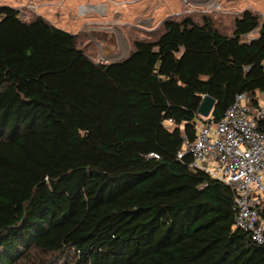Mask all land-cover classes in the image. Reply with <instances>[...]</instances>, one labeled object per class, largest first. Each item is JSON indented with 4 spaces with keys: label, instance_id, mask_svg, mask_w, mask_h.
I'll list each match as a JSON object with an SVG mask.
<instances>
[{
    "label": "trees",
    "instance_id": "trees-1",
    "mask_svg": "<svg viewBox=\"0 0 264 264\" xmlns=\"http://www.w3.org/2000/svg\"><path fill=\"white\" fill-rule=\"evenodd\" d=\"M184 14L102 64L0 6V264H264L231 189L178 159L204 96L218 122L264 95V21Z\"/></svg>",
    "mask_w": 264,
    "mask_h": 264
},
{
    "label": "rangeland",
    "instance_id": "rangeland-1",
    "mask_svg": "<svg viewBox=\"0 0 264 264\" xmlns=\"http://www.w3.org/2000/svg\"><path fill=\"white\" fill-rule=\"evenodd\" d=\"M213 2L221 5L220 11L201 10ZM0 6L18 10L24 21L41 17L52 26L79 35V47L95 63L102 64L127 57L136 38L154 40L157 37L154 32L166 19L180 18L186 10L192 11L188 14H194L196 22H201L199 15L211 16L226 34L232 33L234 20L246 10L264 21V0H0ZM150 17L154 32L144 33L135 28ZM255 36L253 33L244 39L250 41ZM254 97L264 102V95Z\"/></svg>",
    "mask_w": 264,
    "mask_h": 264
},
{
    "label": "built area",
    "instance_id": "built-area-1",
    "mask_svg": "<svg viewBox=\"0 0 264 264\" xmlns=\"http://www.w3.org/2000/svg\"><path fill=\"white\" fill-rule=\"evenodd\" d=\"M204 13L221 10L218 2L201 9ZM192 12L186 10L183 13ZM146 21L136 28L152 31ZM201 123L194 141L183 138L178 159L191 158V169L204 172L226 184L234 196V228L251 235L253 243L264 246V102L253 95L241 94L214 122Z\"/></svg>",
    "mask_w": 264,
    "mask_h": 264
},
{
    "label": "water",
    "instance_id": "water-1",
    "mask_svg": "<svg viewBox=\"0 0 264 264\" xmlns=\"http://www.w3.org/2000/svg\"><path fill=\"white\" fill-rule=\"evenodd\" d=\"M215 106L216 100L214 98L210 96H204L198 108V115L202 118H209Z\"/></svg>",
    "mask_w": 264,
    "mask_h": 264
},
{
    "label": "crops",
    "instance_id": "crops-1",
    "mask_svg": "<svg viewBox=\"0 0 264 264\" xmlns=\"http://www.w3.org/2000/svg\"><path fill=\"white\" fill-rule=\"evenodd\" d=\"M152 20H153V19L150 17L149 20H146V19H145V20H143V21H146V23H147V25H148L147 27H151V26H152V22H151ZM152 27H153V26H152ZM153 28H154V27H153ZM125 58H126V57H125ZM125 58H123V59H125ZM123 59H121V60H123Z\"/></svg>",
    "mask_w": 264,
    "mask_h": 264
}]
</instances>
